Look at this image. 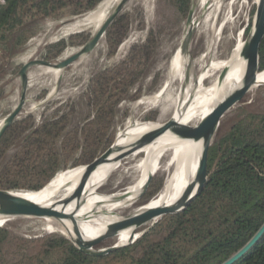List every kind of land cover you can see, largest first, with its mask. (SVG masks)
I'll return each instance as SVG.
<instances>
[{
	"label": "trees",
	"instance_id": "1",
	"mask_svg": "<svg viewBox=\"0 0 264 264\" xmlns=\"http://www.w3.org/2000/svg\"><path fill=\"white\" fill-rule=\"evenodd\" d=\"M101 1L0 0V49L13 55L45 19L57 20L65 13L80 15ZM190 5L191 0H168V8L180 19L187 18ZM119 20L115 16L105 31L109 55L126 35ZM84 38L82 34L72 35L47 45L44 60L50 62ZM258 53L260 70H264V37ZM140 55L133 48L125 63L98 75L91 83L87 97L99 122L96 131L104 136L109 130L104 121L137 80ZM30 120L13 121L0 138V165L8 147L22 140L18 152L2 167L0 189L39 190L63 168L61 163L68 165L64 152L50 146L62 137L65 116L56 115L21 138L30 128ZM89 126L86 122L81 131ZM67 138L64 136L63 143ZM81 162L76 160L64 169ZM157 189L151 181L145 197H153ZM263 222L264 113L242 108L230 127L218 130L208 151L207 179L197 197L183 211L163 216L132 244L104 256H92L59 233L23 237L0 227V264H221ZM233 264H264V234Z\"/></svg>",
	"mask_w": 264,
	"mask_h": 264
},
{
	"label": "rangeland",
	"instance_id": "2",
	"mask_svg": "<svg viewBox=\"0 0 264 264\" xmlns=\"http://www.w3.org/2000/svg\"><path fill=\"white\" fill-rule=\"evenodd\" d=\"M196 1L191 0L189 9H195ZM241 1L236 0L233 7L234 11L237 9V3ZM244 1L245 6L242 11L233 16L232 24L227 25L219 36L220 41L217 50L218 54L223 57L230 54L238 32L242 30L245 38L247 35L245 31L250 28L255 5L259 0ZM89 12L80 15L65 13L62 18L57 20L45 19L40 27L34 31L33 36L13 55H9L0 49V126L2 120L18 104L22 92H24V102L14 121L29 117L31 120L29 122L30 128L21 135V138L56 115H63L66 118L62 137L55 141V145L50 143V146L62 153L64 152L63 155L66 156L68 165L76 160L82 159V162L67 169L64 168L68 165L64 166L61 163L63 170L60 169L53 177L60 172L84 168L85 164L102 154L115 141L118 131L122 130L128 121L142 123L166 121L176 95L174 90H170L158 99L151 98L148 100L161 88L165 79L167 64L173 53L178 50L186 31V18L180 19L178 15L172 13L168 8V0L162 2L161 0H132L129 6H122L116 16L120 19L119 27L126 29V35L114 54H108L106 35L104 34L92 50L82 54L84 61H78V57L61 69L60 77H56L50 71H45L43 65H34L27 69L24 79L21 78V66L32 59H44L47 45L60 39H67L72 35L82 34L85 38L81 43L76 46H67L58 57L50 60V62L56 64L75 54L93 36L90 28L75 26ZM199 16L200 12L193 13V20L196 25L189 44V71L193 82L204 77L202 81L205 86L212 88L216 85L220 68H208V72L204 68L205 70L198 72L196 66L192 64V61L205 51L209 39L208 34L210 35L208 30L210 22H200ZM220 18L221 16L217 19V24ZM124 42L126 43L120 49ZM133 48L134 51H139L141 54L138 58L137 80L126 95L113 106L109 117L104 121L105 125L109 126V130L104 136L96 131L99 122L94 118V110L88 100L87 93L95 77L125 63L128 53ZM242 108L255 113H264V84L252 88L240 103L232 107L221 119L218 130L230 127L231 123L241 113ZM86 122H90V126L87 131L82 132V126ZM64 136H68L66 143H63ZM21 141H15L6 150L0 165V173L3 171V165L18 152ZM142 147L129 154L127 159L123 158V161H120L118 168L99 187L101 192L106 194L122 192L135 180L138 169L133 165L143 161L148 156V151ZM164 177L163 171L159 170L154 173L151 181L154 186H158V189L153 196L161 189ZM39 190L14 191L37 192ZM145 194L146 192L136 199L135 203L118 209L116 213L122 217L132 214L140 205L152 198V196L145 197ZM0 227L23 237H35L51 232L58 233L50 222L35 217H12ZM112 242L113 239H106L97 248L105 247Z\"/></svg>",
	"mask_w": 264,
	"mask_h": 264
},
{
	"label": "bare ground",
	"instance_id": "3",
	"mask_svg": "<svg viewBox=\"0 0 264 264\" xmlns=\"http://www.w3.org/2000/svg\"><path fill=\"white\" fill-rule=\"evenodd\" d=\"M118 2L119 0H102L96 9L89 12L75 26L78 28L88 27L95 34ZM130 3H132V0H127L123 6H129ZM235 4L236 0L196 1V7L192 12L191 25L195 29L196 23L193 20V13L200 12V22H210L208 29L210 35L208 34L209 39L205 51L195 58L192 64L196 66L198 72L204 68L207 69V72L208 68H220V72L226 68L227 71L220 83H216L212 88H207L202 81L204 77L194 82L192 81V75L189 71V54L181 53L179 48L173 53L167 64L165 79L161 88L155 95L148 98V100H151V98L158 99L170 90L175 91L176 95L173 99L168 119L160 123L128 121L125 127L117 133L114 150L109 160L96 166L87 175L77 201L73 200L65 208L67 216L76 221L78 234L83 241L90 242L102 236L112 227L114 222L120 220L122 216L118 215L116 211L135 203L134 201L145 184L147 177L151 174L154 175L159 170L165 173L161 189L148 202L133 211L132 215L140 214L151 208L170 206L192 184L194 185L193 192L197 191L199 184L195 177L205 146V140L184 138L170 130L142 147L148 151V156L143 161L133 165L138 169L137 177L124 191L106 194L101 192L99 187L120 165V162H112V160L146 131L161 126L170 119H173L178 125L194 127L211 112L215 102H220L241 85L245 70V60L241 55L245 47V38L242 30L236 35L235 43L228 56L219 55L217 50L221 31L227 25L232 24L233 16L242 11L245 1L242 0L237 3L236 11L233 9ZM219 16L221 18L217 24ZM101 39L102 37L99 41ZM125 43L121 44L120 49ZM78 61H84V55L79 56ZM44 69L52 72L56 77H60L62 73L61 69L53 66H45ZM263 84L264 70H260L256 75L253 88ZM215 95L217 98L214 101ZM127 156L124 158L127 159ZM83 169L76 168L60 172L37 192H15L38 205H57L56 208H59V203L74 196ZM43 219L50 222L56 232L73 241L77 240L70 220H56L48 217H43ZM5 222L6 220L0 217V226ZM132 230V227L120 230L114 236V240L119 245L126 243L130 239Z\"/></svg>",
	"mask_w": 264,
	"mask_h": 264
},
{
	"label": "water",
	"instance_id": "4",
	"mask_svg": "<svg viewBox=\"0 0 264 264\" xmlns=\"http://www.w3.org/2000/svg\"><path fill=\"white\" fill-rule=\"evenodd\" d=\"M127 0H119L118 4L114 7L111 14L106 18L98 31L91 36V38L85 42L81 48L70 57L65 60L53 64L44 59H32L28 62L24 63L20 68V76L24 79L27 69L34 65H43V66H53L59 69H62L69 65L71 62L76 60L79 56L84 53L89 52L94 48L99 39L103 37L105 31L114 17L118 14L120 9L122 8L124 2ZM255 12L252 18V25L250 26L247 35L245 37V47L243 48L241 55L245 60V70L242 78L241 85L233 92L228 94L224 99L220 102H215L214 107L211 112L202 119L196 126L194 127H186L182 125H178L173 119L168 120L161 126L152 128L142 134L137 140H135L127 149L122 151L116 158L112 160V162H120L128 154L138 150L142 146L150 143L156 137L162 135L166 131L170 130L174 133H178L181 137L191 138L194 140L204 139L205 146L203 148L199 168L195 177V180L198 182V189L196 192H193V184L190 185L183 192L181 197L172 203L170 206L160 207V208H151L146 211H143L140 214L136 215H127L123 216L120 220L114 222L112 227L102 236L94 239L90 242L83 241L76 228V221L67 216L65 212V208L73 201L78 199L81 189L83 187L84 181L87 175L99 164L107 162L109 160L110 155L114 150V142L98 157L92 160L90 163L84 165V169L82 172V176L80 178V182L76 187L74 192V196H71L70 199L63 201L60 204L59 208H56L57 205L53 206H41L38 205L31 200L19 196L14 190H5L0 189V217L3 220H7L12 217H35V218H53L56 220L60 219H68L73 224L74 232L77 236V240L73 241L69 239L80 251L92 255V256H104L114 250L126 247L132 244L137 238H139L142 234L146 233L149 229H151L163 216L169 214H177L183 211L201 192L204 183L207 179V160H208V151L213 142L215 134L220 125L221 119L224 115L235 105L240 103L245 95L251 91L255 84L256 75L260 71V60H259V46L264 37V0H259L255 5ZM192 8L189 9L187 18H186V31L180 43L179 49L181 53L189 54V44L191 41V37L194 31L193 25H191L192 19ZM226 68L223 69L216 83H220L226 73ZM217 96H214V101ZM24 102V92H22L21 98L14 108L12 112H10L3 120L0 126V138L6 128L14 121L17 114L20 112L21 107ZM153 177V174L147 177V180L141 191L139 192L136 199L140 198L147 190L149 183ZM58 204V205H59ZM148 224L146 227L141 229L144 225ZM127 227H132V233L130 239L124 243L119 245L115 240L114 236L122 229ZM60 234V233H59ZM264 234V222L259 227V229L254 233V235L233 255H231L227 260L222 262L221 264H233L237 260H239L242 256H244L263 236ZM62 235V234H61ZM106 239H113V242L110 245H107L102 248H97L101 244L102 241Z\"/></svg>",
	"mask_w": 264,
	"mask_h": 264
}]
</instances>
